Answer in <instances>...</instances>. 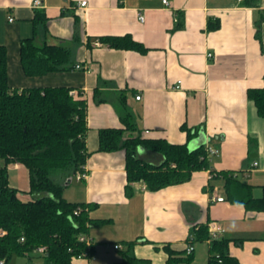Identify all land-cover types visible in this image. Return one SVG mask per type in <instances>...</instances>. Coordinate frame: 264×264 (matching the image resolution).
I'll use <instances>...</instances> for the list:
<instances>
[{"label":"crops","instance_id":"obj_1","mask_svg":"<svg viewBox=\"0 0 264 264\" xmlns=\"http://www.w3.org/2000/svg\"><path fill=\"white\" fill-rule=\"evenodd\" d=\"M34 1L0 0V46L7 49L11 88L64 86L87 103L86 177L77 181L69 174L55 180L66 186L67 201L95 205L91 217L96 221L88 232L95 260L79 264H108L102 247L110 245L122 253L127 242H135L137 258L168 264L165 247L185 251L206 222L218 223L222 238L244 240L241 245L230 244V254L241 264H264V213L226 200L213 201L225 194L223 181L212 179L211 174L234 171L247 183L252 184L253 178L261 183L258 186L264 185V119L247 96L250 89L264 88V0L257 7H245L239 0H166L168 5L164 0H40L39 9L33 7ZM82 1L87 2L85 7L80 6ZM37 10L45 13L47 22L38 26L36 43L69 48L73 69L40 77L25 75L21 42L33 37ZM209 21H218L220 28L208 31ZM126 34L148 53L110 49L99 40ZM95 92L104 102H96ZM121 93L126 94L128 110L146 138L185 144L187 135L181 126L198 128L188 148L218 149L210 169L157 192L136 183L133 195L127 197L125 153L98 152L99 130L123 127ZM139 156L156 164L162 160L143 149ZM248 162L253 171L245 170ZM254 162H259V168H252ZM20 166L8 165L9 182L23 201H29L30 196L21 195H27L29 188L22 192L10 181V172L16 171L10 167L20 170ZM192 244V264L205 255L208 264L209 243ZM118 245L121 249H115ZM40 255L21 258L25 264H39Z\"/></svg>","mask_w":264,"mask_h":264},{"label":"trees","instance_id":"obj_2","mask_svg":"<svg viewBox=\"0 0 264 264\" xmlns=\"http://www.w3.org/2000/svg\"><path fill=\"white\" fill-rule=\"evenodd\" d=\"M260 0H242L245 7H257ZM47 18L42 10L35 12L34 34L21 42L20 61L27 77H40L53 72L73 69L69 48L36 43L39 25ZM178 22V20H176ZM264 23V12L262 21ZM220 28L218 21H209L207 30ZM110 49L136 51L147 54L142 43L130 34L99 37ZM248 99L257 114L264 119V88L250 89ZM96 102L99 93L95 92ZM127 96L120 94L122 128H105L98 132V152L125 153V194L134 193L133 185L143 183L150 192L189 182L193 173L210 169L211 158L204 145L189 150L188 142L199 133L198 128L183 124L181 131L187 135V143L172 144L166 139L146 138L136 127L134 116L127 107ZM87 103L71 95V89L58 87H33L24 90L9 86L7 49L0 46V261L8 264L15 256L33 258L40 247H46L39 264H72L75 256L83 252L93 253L79 242L80 235H88L96 220L91 217L95 205L69 202L64 198L66 186L54 181L84 172L90 153L87 150ZM151 152L162 158L156 164L139 156V150ZM20 164L29 175V201L19 197V191L11 187L8 165ZM214 173V174H212ZM212 179H221L227 202L243 205L247 211L264 213V185L254 186L234 171H211ZM259 188L260 196H255ZM81 211L75 215V211ZM24 238L22 242L21 239ZM209 238L208 224L202 223L195 232L192 243H204ZM242 239L220 238L209 243L208 264H241L230 254V244H243ZM135 242L125 243L122 251L125 264H151L134 254ZM168 264L184 262L192 264L194 254L186 250L175 252L165 247Z\"/></svg>","mask_w":264,"mask_h":264},{"label":"built area","instance_id":"obj_3","mask_svg":"<svg viewBox=\"0 0 264 264\" xmlns=\"http://www.w3.org/2000/svg\"><path fill=\"white\" fill-rule=\"evenodd\" d=\"M239 1H242V0H239ZM163 4L168 5L169 3H168V1L164 0L163 1ZM86 5H87V2L86 1H82L80 3V6L81 7H85ZM33 7L37 8V9L42 8L43 7V3L40 0H35L33 2ZM9 20L12 22L14 19L12 17H10ZM143 20H144V18L141 17V21H143ZM95 45L98 46V47H100L101 46V43L96 42ZM208 57L211 58L212 55L209 54ZM77 68L79 69L80 67L77 66ZM178 84H180V82ZM177 88H179V86H177ZM71 95H73L75 98H77V94L75 92H71ZM140 98H141L140 96H137L136 97L137 100H140ZM206 151H207V153L209 154L210 157L217 156L219 154V150L218 149H215V148H213L211 146H206ZM259 166H260L259 165V162H254L253 165H252V168L257 169V168H259ZM85 177H86L85 169H84V172H78V173H76L74 175V178L77 181H81ZM144 188H146L145 185H144ZM213 201L223 202L224 201V197H215L213 199ZM80 211H81V209L78 208L75 211V215H78L80 213ZM208 232H209V238L207 240V243H211L213 240L220 239L221 236H222V232L223 231H222V228L220 227V225L218 223L211 222L208 225ZM78 240H79V242L85 244L88 249H91L93 247V240L88 235H80L79 238H78ZM21 241L23 242L24 241V238H22ZM115 249H121V246L120 245L115 246ZM45 252H46V247H40L38 249V253H40V254H43ZM193 252H194V246H193L192 242H189V244H188V246L186 248V254L187 255H191ZM81 260H95V257L93 255V253L83 252L81 255L75 256L72 259V264H79V261H81ZM0 264H4V261H0Z\"/></svg>","mask_w":264,"mask_h":264},{"label":"rangeland","instance_id":"obj_4","mask_svg":"<svg viewBox=\"0 0 264 264\" xmlns=\"http://www.w3.org/2000/svg\"><path fill=\"white\" fill-rule=\"evenodd\" d=\"M249 162L245 164L246 166V169L245 170H248L249 169ZM20 170L19 168H14V167H10V169L12 170H16V171H12L10 172V181H11V184L14 185V186H17L18 188H20V190H23L27 187L29 188L30 190V185H29V175H28V171L27 169L24 167V166H20ZM251 169V168H250ZM249 169V170H250ZM252 170V169H251ZM253 171V170H252ZM252 171H249L248 174L249 175H252ZM253 176V175H252ZM57 179V177L54 178V181ZM247 180V179H246ZM252 185L255 184V186H258L259 182H256L253 178H252ZM250 184V183H249ZM75 184L71 185L69 188L70 190L73 189L72 187H74ZM24 188V189H23ZM68 189V188H67ZM29 190L27 189V192L28 194L27 195H24V193H21V195L23 196H30L29 195ZM260 189L259 188H256L255 190V194L256 196L260 195ZM26 192V191H24ZM65 196L68 198L67 196V192L65 193ZM108 235H110L108 233ZM113 246V245H112ZM206 247V246H204ZM103 251H106V257L108 258V261L110 259V262H108V264H121V260L123 258V255L122 253H120L119 251H116L114 250L113 247H111L110 245L107 246V248H104L102 247ZM205 251V250H204ZM205 253L207 254V252L205 251ZM205 258H206V255L204 258L200 259V261L197 263V264H206L205 262ZM36 262H41V259L40 258H37ZM27 263V262H26ZM8 264H25V259H22L21 257H18V256H15L13 258L12 261H10ZM186 264V263H185Z\"/></svg>","mask_w":264,"mask_h":264}]
</instances>
